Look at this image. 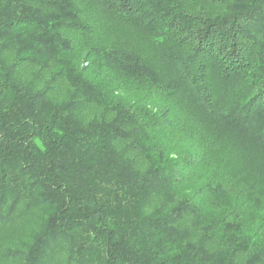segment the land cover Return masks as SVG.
Listing matches in <instances>:
<instances>
[{"label": "trees", "instance_id": "1", "mask_svg": "<svg viewBox=\"0 0 264 264\" xmlns=\"http://www.w3.org/2000/svg\"><path fill=\"white\" fill-rule=\"evenodd\" d=\"M0 264H264V0H0Z\"/></svg>", "mask_w": 264, "mask_h": 264}]
</instances>
